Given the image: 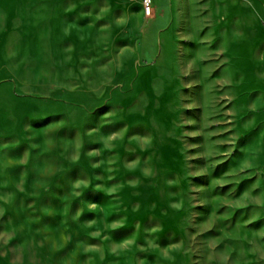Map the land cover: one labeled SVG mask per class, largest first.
<instances>
[{
  "label": "rangeland",
  "instance_id": "rangeland-1",
  "mask_svg": "<svg viewBox=\"0 0 264 264\" xmlns=\"http://www.w3.org/2000/svg\"><path fill=\"white\" fill-rule=\"evenodd\" d=\"M0 264H264V0H0Z\"/></svg>",
  "mask_w": 264,
  "mask_h": 264
},
{
  "label": "built area",
  "instance_id": "built-area-1",
  "mask_svg": "<svg viewBox=\"0 0 264 264\" xmlns=\"http://www.w3.org/2000/svg\"><path fill=\"white\" fill-rule=\"evenodd\" d=\"M149 5H150V2L147 3V6H149Z\"/></svg>",
  "mask_w": 264,
  "mask_h": 264
}]
</instances>
